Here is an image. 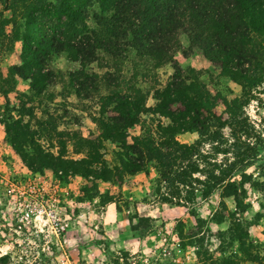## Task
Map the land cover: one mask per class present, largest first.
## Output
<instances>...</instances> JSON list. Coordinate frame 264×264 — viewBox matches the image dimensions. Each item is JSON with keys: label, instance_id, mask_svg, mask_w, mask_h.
<instances>
[{"label": "rangeland", "instance_id": "374dc122", "mask_svg": "<svg viewBox=\"0 0 264 264\" xmlns=\"http://www.w3.org/2000/svg\"><path fill=\"white\" fill-rule=\"evenodd\" d=\"M87 25L93 26L90 19ZM177 42L173 60L180 76L204 87L216 102L211 111L223 119L227 115L220 101L237 98L232 113L240 123L219 130L217 141L202 139L187 162L176 161L167 181L152 165L133 175L114 171L120 150L96 142L100 131L95 121L111 115L110 107L101 112L98 101L116 92L104 87L116 77L124 81L117 90L141 96L147 111L126 130V144L149 137L162 141L157 127L168 125V120L149 112L156 104L154 93L174 73L170 63L154 64L131 50L112 63L100 55L84 69L86 76L102 78L98 91L77 99L68 77L79 68L65 55L49 57L46 69L53 84L39 95L8 74L10 66L19 63L18 43L1 58L0 264H264V80L242 97L240 87L220 78L218 67L198 50L182 55L188 52L183 35ZM106 63L119 67L112 72ZM18 112L31 113L35 145L62 159L85 160L93 169V162L102 160L113 170L111 178L103 182L70 172L27 170L4 134L5 113L17 118ZM178 135L180 144L197 140L194 132ZM168 158H162L165 165ZM237 169L245 177L236 172L230 181L241 185L240 206L221 198L223 183L214 188L211 179ZM173 176L183 179V185L172 182Z\"/></svg>", "mask_w": 264, "mask_h": 264}, {"label": "trees", "instance_id": "16d2710c", "mask_svg": "<svg viewBox=\"0 0 264 264\" xmlns=\"http://www.w3.org/2000/svg\"><path fill=\"white\" fill-rule=\"evenodd\" d=\"M90 9L93 12L89 16ZM88 19L92 27L87 25ZM178 35H183L188 44L183 56L198 50L207 62L218 67L220 78L240 87L242 97L254 93L264 80V0H0V60L15 43L19 44V63L10 66L8 74L27 83L32 94L39 95L53 84L52 74L46 69L51 55L63 54L77 64L79 69L68 77L77 99L98 91L102 78L88 77L84 69L96 63L100 55L112 63L131 50L139 59L171 64L174 73L165 87L154 93L156 104L149 112L168 120V125L157 127L162 141L149 137L127 145L126 130L147 111L141 96L117 90L124 84L122 79L115 77L104 84L116 92L99 98L101 112L110 107L111 115L95 121L100 131L96 142L119 148L118 166L113 170L126 175L146 172L152 165L158 177L167 181L177 167L176 161L179 165L187 162L203 140L217 141L221 138L219 130L240 123L232 113L237 98L220 101L227 115L223 119L211 111L216 105L214 97L204 87L180 76L173 60L179 47ZM106 65L112 72L119 67ZM18 113L17 118L5 113L4 134L27 170L70 172L103 182L111 178L113 170L102 160H95L93 169L85 160L62 159L35 145L29 125L31 113ZM23 115L27 116L26 121ZM185 132H194L197 140L190 145L178 143L175 136ZM167 154L169 165L162 161ZM237 157L242 159L244 154ZM253 157L248 156L247 160L250 162ZM236 172L245 177L237 169L211 179L214 188L223 183L221 198H229L240 206L241 185L230 181ZM170 180L180 185L184 182L174 176ZM221 263L229 264V260Z\"/></svg>", "mask_w": 264, "mask_h": 264}, {"label": "crops", "instance_id": "0c3cea01", "mask_svg": "<svg viewBox=\"0 0 264 264\" xmlns=\"http://www.w3.org/2000/svg\"><path fill=\"white\" fill-rule=\"evenodd\" d=\"M180 136H182V135H177V138L176 139H178V137H180Z\"/></svg>", "mask_w": 264, "mask_h": 264}]
</instances>
